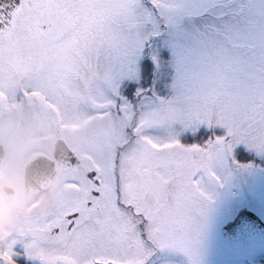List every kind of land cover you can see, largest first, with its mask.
Instances as JSON below:
<instances>
[{
	"label": "snow or ice",
	"instance_id": "1",
	"mask_svg": "<svg viewBox=\"0 0 264 264\" xmlns=\"http://www.w3.org/2000/svg\"><path fill=\"white\" fill-rule=\"evenodd\" d=\"M74 109L99 139L0 264H202L220 190L264 168V0H0V123Z\"/></svg>",
	"mask_w": 264,
	"mask_h": 264
},
{
	"label": "rangeland",
	"instance_id": "2",
	"mask_svg": "<svg viewBox=\"0 0 264 264\" xmlns=\"http://www.w3.org/2000/svg\"><path fill=\"white\" fill-rule=\"evenodd\" d=\"M91 120L84 111L74 109L47 114L25 113L0 123V142L6 151L3 180L15 190L12 195L0 194V239L10 234L22 220L52 202L64 190V183L75 171L74 168L67 174L60 171L55 188L37 197L35 201L27 199L20 190V173L25 162L39 153L50 156L56 138H63L77 152V157L82 159L99 139ZM246 206L264 220V168L237 172L220 190L208 221L202 247V264H237L231 260L248 257L255 247L261 249L259 254L263 256V236L244 245L242 242L228 240L222 230V226L241 207ZM176 259L178 264H186V258L182 255L178 254Z\"/></svg>",
	"mask_w": 264,
	"mask_h": 264
},
{
	"label": "water",
	"instance_id": "3",
	"mask_svg": "<svg viewBox=\"0 0 264 264\" xmlns=\"http://www.w3.org/2000/svg\"><path fill=\"white\" fill-rule=\"evenodd\" d=\"M73 151L64 139L58 138L54 143L53 159L46 155H38L31 159L24 167L23 185L27 195H37L45 192L56 177L55 163L66 171L70 169ZM5 150L0 143V183L1 170L5 161ZM3 189L7 194L13 192L9 186ZM223 230L230 241L250 242L259 235H264V222L253 212L242 208L236 216L223 226Z\"/></svg>",
	"mask_w": 264,
	"mask_h": 264
},
{
	"label": "flooded vegetation",
	"instance_id": "4",
	"mask_svg": "<svg viewBox=\"0 0 264 264\" xmlns=\"http://www.w3.org/2000/svg\"><path fill=\"white\" fill-rule=\"evenodd\" d=\"M67 143V142H66ZM68 144V143H67ZM53 145H54V142H53ZM69 145V144H68ZM69 147H70V145H69ZM71 148V147H70ZM73 151H74V154H75V156H77V152L75 153V150L73 149ZM50 156H52V152H51V155ZM74 168V167H73ZM3 170H4V168H3ZM3 170H2V173H3ZM71 170V169H70ZM70 170L69 171H66V172H63V174H67L68 172H70ZM56 171H57V175H56V178H55V180L53 181V183H52V185L49 187V189H48V191L49 190H52V189H54L55 188V185L57 184V182H58V180H59V175H60V171H61V168L59 167V166H57L56 167ZM1 173V184H0V194L1 193H4L5 195L7 194L6 192H5V190L3 189V187L4 186H9L10 184H7V183H5L4 182V180H3V174ZM64 185H65V187H66V182L64 183ZM11 186V185H10ZM13 188V187H12ZM20 190H22L23 191V185H22V182H21V186H20ZM14 188H13V192L12 193H10V194H8V195H12L13 193H14ZM48 191H46V193L48 192ZM45 193H43V194H41V195H38L37 197H40V196H42V195H44ZM35 197V196H34ZM36 197V198H37ZM31 198H33V197H31ZM28 199V198H27ZM20 200H22V199H20ZM32 200V199H31ZM35 201H36V199H35ZM33 203V202H32ZM31 203V204H32ZM264 237V236H263ZM258 237H256L254 240H252L251 242H247V243H244V245H247L248 243H253V242H255V240L257 239ZM260 251H261V249H259V248H257V247H255V248H252L251 249V251L249 252V255H248V257H246V256H241L240 258H237V260H231V261H236L237 262V264H264V254H263V256H260ZM263 251H264V249H263ZM262 253V252H261ZM264 253V252H263ZM254 256H256V257H254ZM254 257V258H253ZM253 261H255V262H253Z\"/></svg>",
	"mask_w": 264,
	"mask_h": 264
},
{
	"label": "bare ground",
	"instance_id": "5",
	"mask_svg": "<svg viewBox=\"0 0 264 264\" xmlns=\"http://www.w3.org/2000/svg\"><path fill=\"white\" fill-rule=\"evenodd\" d=\"M1 184V183H0ZM9 187L10 188H12V186H10L9 185ZM13 189V188H12ZM24 192V196H26L28 199H37L36 197H34L33 195H27V194H25V191H23ZM6 195H8V194H6ZM31 197H33V198H31Z\"/></svg>",
	"mask_w": 264,
	"mask_h": 264
}]
</instances>
